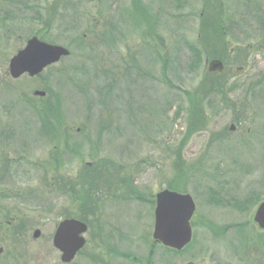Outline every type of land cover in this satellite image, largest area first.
I'll use <instances>...</instances> for the list:
<instances>
[{
  "label": "rangeland",
  "instance_id": "obj_1",
  "mask_svg": "<svg viewBox=\"0 0 264 264\" xmlns=\"http://www.w3.org/2000/svg\"><path fill=\"white\" fill-rule=\"evenodd\" d=\"M217 1L226 25L207 31L237 55L226 49L222 75L244 73L228 81L239 86L228 99L203 91L207 127L187 135L186 92L212 59L195 61L208 41L200 16L206 3L216 14ZM261 14L264 0H0V264H61L52 235L64 219L87 226L71 264L252 262L241 237L255 236L247 222L264 201ZM31 37L70 55L12 79L9 60ZM165 189L196 206L192 241L177 252L152 240ZM13 221L30 227L25 242Z\"/></svg>",
  "mask_w": 264,
  "mask_h": 264
},
{
  "label": "water",
  "instance_id": "obj_2",
  "mask_svg": "<svg viewBox=\"0 0 264 264\" xmlns=\"http://www.w3.org/2000/svg\"><path fill=\"white\" fill-rule=\"evenodd\" d=\"M24 45V48L9 60L7 71L12 79L25 75L30 78L38 77L47 67L70 55L66 48L43 42L37 37H31ZM223 70V64L219 60L208 63V72L222 73ZM34 95L44 97L45 93L37 91ZM230 128L232 129V126ZM194 212L195 203L189 194L168 189L157 193L152 232L154 243L175 251L184 249L192 239L190 222ZM253 220L264 228V202L256 209ZM54 231L53 246L60 251L61 261L70 263L86 243L84 236L87 226L77 219H64ZM39 235V230L34 231L35 238Z\"/></svg>",
  "mask_w": 264,
  "mask_h": 264
},
{
  "label": "trees",
  "instance_id": "obj_3",
  "mask_svg": "<svg viewBox=\"0 0 264 264\" xmlns=\"http://www.w3.org/2000/svg\"><path fill=\"white\" fill-rule=\"evenodd\" d=\"M211 5H213L212 2H211ZM214 6L215 5H213V7ZM203 7H205L206 12H203L202 15L200 16L201 26H202L200 36H202V38H207L208 41L205 42V44L207 45L204 46L202 49L200 48V50L196 51V53L194 51L195 57H196L195 61H198L199 59H201V56H204V54H205L204 57H206V59L208 60L212 58V59H219L222 61L224 57L223 55H225V53L227 52L226 46L229 45L227 42L225 41L223 42L222 40V37L224 38L225 35H220L216 33L210 34L208 33L207 28H210L213 32H216V31L220 32L222 30V25L225 27V22L227 19L225 20L224 14H221L220 9L222 6L221 4H219L218 1H217V7H216L217 13L214 15L209 14L210 13L209 10L211 11V8L209 7L208 3L204 4ZM216 8L214 10H216ZM261 17H262V14L256 19H257L259 27L264 30V18H261ZM232 25H235V24L232 23ZM229 33H230V30H229ZM221 42L223 44L222 47L224 48V49L222 48V52H220V50L217 49V46H218L217 44ZM208 86H209V91H210L209 96H213L215 99L217 98L221 99L222 97H219L221 95H223L224 97L228 99L227 93L236 91L237 88L239 87L237 86V84L229 85L228 82L224 80V75L222 74L208 72V74L205 75L203 82L201 83L199 88L194 93L186 92V94L190 97V101H191L192 110H189V112H194V113L189 114V117H190L189 121L191 124H189L190 126L188 127L187 135L193 132H196V131L204 130L207 127V122H206V117H205V112H204L205 109H204L203 104H201L203 103L204 99L201 98V96L203 97L205 95L203 91H205ZM224 86H226V91H224ZM51 121L54 122L53 126L61 125L57 117L56 118L54 117L53 119H51ZM48 124H51V123L48 121L47 125ZM50 132H55V130L54 131L52 130ZM46 133L48 135V132ZM170 189H172V187H170ZM166 250L172 251L167 248Z\"/></svg>",
  "mask_w": 264,
  "mask_h": 264
},
{
  "label": "flooded vegetation",
  "instance_id": "obj_4",
  "mask_svg": "<svg viewBox=\"0 0 264 264\" xmlns=\"http://www.w3.org/2000/svg\"><path fill=\"white\" fill-rule=\"evenodd\" d=\"M63 1V0H62ZM65 1H67V0H65ZM226 25V24H225ZM226 49H229V45H227L226 46ZM234 49H235V47L234 48H231V49H229V53H230V55L231 56H229V58H237V55H235V51H234ZM228 57V56H227ZM234 59V60H235ZM223 66H224V71H225V63H223ZM238 71V73H233L232 74V76H231V79L230 78H227L225 75V77H224V80L226 81V82H228V81H230L231 83H234L235 82V80H237L238 78H240L241 76H243V71H244V69L243 68H241V69H239V70H237ZM260 125H262V124H260ZM232 126V129L229 127V131H231V132H234L235 131V126L234 125H231ZM258 143V154H262V152H260V150L261 149H263L262 151L264 152V142H262V141H259V142H257ZM260 159L263 161L264 160V158L263 157H260ZM262 163H264V162H262ZM262 181H264V179H262ZM262 202H264V201H261V202H259L257 205H256V207H255V209H254V211H253V213H252V215H251V222L250 221H248L247 223H250L251 225H252V227H254L255 228V236L253 237V238H249V239H251L250 241H249V239H246L245 237H241V243H242V241H243V243H242V245H244V246H246L245 247V254H247V258H249V256H253L254 255V253L255 254H257V255H255V258L254 259H252V262H248V263H245V264H264V228H261L254 220H253V218H254V214H255V211H256V209L258 208V206L262 203ZM12 223H14L15 225H17L15 228H14V232L13 233H16L17 235H20L19 236V238H18V240L20 241V242H25V240L27 239V235H28V232H29V228L30 227H25L27 224H26V222H23V221H20V222H15V221H13ZM11 224V222L10 223H7V225L9 226ZM57 227V226H56ZM239 227H241V226H239ZM242 229V228H241ZM54 231V230H53ZM240 231L241 230H239V233H240ZM54 234V233H53ZM40 235H41V232H40ZM40 235H39V237H32V239L34 240V241H36L37 239H39L40 238ZM154 243V242H153ZM52 246H53V235H52ZM53 248H54V246H53ZM55 249V251H57L58 253H59V255H60V258H59V261H60V263L61 264H71L73 261H74V259L77 257V256H79L80 255V252H78L76 255H75V257H74V259L70 262V263H63L62 261H61V253H60V251H58L56 248H54ZM2 253H4V250H3V248H0V256L2 255ZM244 255V254H243ZM234 264V263H233ZM236 264H237V262H236ZM238 264H240V263H238ZM242 264H244V263H242Z\"/></svg>",
  "mask_w": 264,
  "mask_h": 264
}]
</instances>
